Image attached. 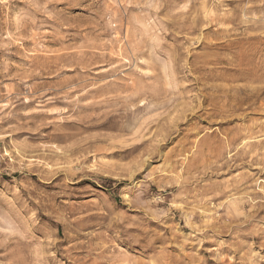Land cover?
<instances>
[{"label": "rangeland", "instance_id": "rangeland-1", "mask_svg": "<svg viewBox=\"0 0 264 264\" xmlns=\"http://www.w3.org/2000/svg\"><path fill=\"white\" fill-rule=\"evenodd\" d=\"M0 264H264V0H0Z\"/></svg>", "mask_w": 264, "mask_h": 264}]
</instances>
